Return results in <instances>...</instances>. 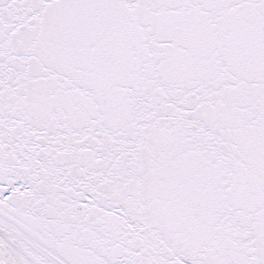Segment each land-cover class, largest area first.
I'll return each instance as SVG.
<instances>
[{
    "label": "snow or ice",
    "instance_id": "1",
    "mask_svg": "<svg viewBox=\"0 0 264 264\" xmlns=\"http://www.w3.org/2000/svg\"><path fill=\"white\" fill-rule=\"evenodd\" d=\"M0 264H264V0H0Z\"/></svg>",
    "mask_w": 264,
    "mask_h": 264
}]
</instances>
